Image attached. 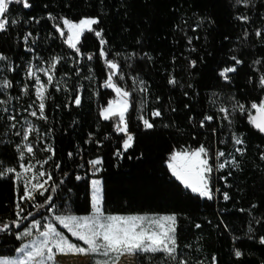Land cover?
<instances>
[{
  "label": "trees",
  "instance_id": "trees-1",
  "mask_svg": "<svg viewBox=\"0 0 264 264\" xmlns=\"http://www.w3.org/2000/svg\"><path fill=\"white\" fill-rule=\"evenodd\" d=\"M27 3L30 7L22 0L9 5L8 24L0 32V55L6 57L0 60V171L5 173L0 177V257L15 256L29 241L21 234L33 221L40 222L36 232L66 210L91 214L93 179L101 181L105 213L119 216L138 214L139 187L148 180L152 214L176 217V253L175 259L133 253L135 264H264V133L250 122L251 105L264 100V0ZM84 18L99 22L83 33L77 52L65 42L67 30L61 37L60 29L64 19ZM56 59L49 82L41 69H50ZM109 61L118 68L110 69ZM226 68H235L227 79L220 75ZM109 75L112 84L131 93L126 120L133 141L127 150L117 119L101 115L115 97L106 86ZM36 77L46 88V118L39 112ZM4 81L11 87H3ZM156 111L159 116L152 115ZM140 116L153 127L146 129ZM237 138L243 143L236 144ZM200 146L212 167L211 199L185 188L168 167L174 152ZM97 159L102 163L91 174L87 166ZM219 163L225 167L219 169ZM21 165L33 168L24 173ZM25 181L32 200L21 199ZM33 184L44 188L33 190ZM74 255L88 256L86 264H117L123 256L114 262L112 256Z\"/></svg>",
  "mask_w": 264,
  "mask_h": 264
},
{
  "label": "snow or ice",
  "instance_id": "snow-or-ice-1",
  "mask_svg": "<svg viewBox=\"0 0 264 264\" xmlns=\"http://www.w3.org/2000/svg\"><path fill=\"white\" fill-rule=\"evenodd\" d=\"M19 3L20 0H0V32L6 30V25L8 20L5 18V14L8 12L9 5L12 3ZM23 5L25 8L30 7L27 3V0H23ZM243 20H247V17H241ZM14 22V21H13ZM99 21L94 18H84L79 22H73L68 19L63 20L64 28L60 29L61 37L65 36V29L67 30V36L65 42L72 49H75L79 52L77 47L81 36L85 31H93L92 26L97 24ZM260 33L258 32L257 35ZM31 35V34H29ZM96 36H100V32H95ZM103 44L104 41H101ZM101 55H104L101 52ZM92 57L89 56L90 60ZM6 59L3 55H0V60ZM235 59V57H233ZM58 59L54 60L51 64L50 69H41L44 71L48 77V81H52V75L49 74L52 70L55 69ZM240 63V61H236ZM194 64V62H193ZM108 67L110 69H117L118 65L109 61ZM235 71V68H226L220 75L227 79V73ZM29 75H33L29 71ZM39 80V77H36ZM170 83H175V81H170ZM261 86H264V76L260 78ZM107 87L114 88L116 92L117 99L109 102L108 106L103 109L101 115L104 120H109L116 118V131L122 132L127 135V139L124 141V149L132 146L133 136L128 134V125L126 120V113L130 108L129 97L131 93L123 90L122 88L111 83V75L108 77ZM3 87H11L10 82L4 81ZM45 85L43 83L39 84L36 87V96L39 98V112L41 118L44 117L45 109ZM75 103L78 105L80 103V98L77 96ZM252 109H255L258 113L257 116L250 117V122L260 131L264 132V100L260 104L253 103L251 105ZM241 111L244 110L243 105L240 106ZM221 112L227 113V109H220ZM32 116H36L37 113L34 111L31 113ZM153 116H159V111L153 112ZM15 119V117H11ZM139 119L143 122V125L146 129H150L153 125L149 120L145 119L143 116H140ZM206 120H211L212 117H206ZM227 119V115H225ZM203 126V121L201 122ZM29 132L32 131L31 128L28 129ZM236 144H242L241 139L235 140ZM29 153L33 152L31 146L27 147ZM237 151H240L238 148ZM207 149L203 146H200L198 149L191 152L177 151L174 152L168 163V167L172 172V175L180 180L185 188L191 189L193 193H198L201 197H206L208 199L212 198L211 188L209 186V173L212 172V167L209 164L207 158ZM224 156L223 152L218 153V157ZM21 159H23V153H21ZM46 163V161H45ZM90 163L95 166L102 163L101 160H93ZM24 173H28L32 170L33 166L21 165ZM225 167L224 163H219L218 168L223 169ZM7 172H15V169H8ZM5 173L0 171V177L4 176ZM20 173H17V178L20 177ZM39 176L43 177L44 172H39ZM37 176L34 174L32 179H36ZM49 178H51L49 176ZM79 179V177H77ZM30 181H25V195L21 199L32 200L34 197L31 195V192L28 189V184ZM47 183V181H45ZM93 193H92V203L91 208L92 212L87 216H75V215H66V216H56V221L70 233L72 237L76 240L82 242L81 244L73 243L69 240L68 236H65L63 233L58 231L56 225L49 223L47 229L40 233L45 239L42 240L38 245L34 246V250L27 251L25 261H22L21 264H29V262L35 261L36 264H47L49 261H54L55 254L53 249L60 254H99L105 257L112 256L115 260L125 253H163L166 256L175 259L176 253V238H175V216H162L156 219H150L146 216H119V215H107L103 209V199H102V186L101 181L95 180L92 181ZM44 188L43 184H33L32 189L38 190ZM47 191V189H45ZM43 195V192L40 193ZM224 199L227 200L228 196L225 193ZM49 202L51 197L48 198ZM19 215V213H17ZM16 223V226L19 227V223ZM39 221H33L34 227H39ZM7 227V226H5ZM199 227V226H197ZM3 230V229H0ZM31 235V230H27L21 234ZM261 243H264V238H261ZM28 245H25V251L28 249ZM237 256H240L239 251L236 252ZM40 258L37 260V258ZM96 264H108V261H97ZM180 264H185L181 261Z\"/></svg>",
  "mask_w": 264,
  "mask_h": 264
},
{
  "label": "rangeland",
  "instance_id": "rangeland-1",
  "mask_svg": "<svg viewBox=\"0 0 264 264\" xmlns=\"http://www.w3.org/2000/svg\"><path fill=\"white\" fill-rule=\"evenodd\" d=\"M41 83H43V82L42 81L39 82V80H38L37 86L39 84H41ZM115 99H117L116 92H115V97H114L113 100H115ZM257 115H258V113L255 110V112L252 114L251 117L257 116ZM262 133H264V132H262ZM95 180H98V179H93L92 181H95ZM178 181H180V180H178ZM148 183H149V181L147 180V181H144L142 183V185L140 184V187H139L140 211L138 212V214H136L134 216H146V217H149L150 219H156V218H159V217H162V216H174V215H164V214H161V215L152 214L154 212V199H153L154 193H153L152 189H150ZM181 184L184 186V184L182 182H181ZM187 189H189V188H187ZM189 190L191 191V189H189ZM91 192L93 193L92 184H91ZM102 199H103V189H102ZM66 215H73V214L69 210H66L65 212H62L61 214H57V216H66ZM85 216H87V215H85ZM53 224L56 225L58 231L63 233L65 236H68L69 240H71L73 243L78 244L75 241L76 239L74 237H72L70 235V233H68V231L66 229H64L59 224L58 221H56V219H55V223H53ZM29 229L31 230V235H24V236L29 237V241L24 243L20 247V249L17 251L15 256H13V257H0V264H21V262L25 261V259H26L27 251L34 250V246L38 245L42 240L45 239L43 236L40 235V233L43 232V231H39L38 230V231L34 232V226H32V228L31 227L27 228L25 231H27ZM25 231H23L22 233H24ZM25 245L29 246L28 249H26L25 251H21V249L25 248ZM53 253L55 254L54 261L56 260V261L60 262L61 264H86L88 259H89L88 256H80V255H74V254L73 255L72 254H67V255L60 254V253H57L55 249H53ZM39 259L40 258L38 257L37 260H39ZM54 261H49V262H47V264H54ZM29 264H36V262L32 261V262H29ZM117 264H135V256H134V254L133 253H126L124 256H122V260L120 262H118Z\"/></svg>",
  "mask_w": 264,
  "mask_h": 264
},
{
  "label": "built area",
  "instance_id": "built-area-1",
  "mask_svg": "<svg viewBox=\"0 0 264 264\" xmlns=\"http://www.w3.org/2000/svg\"><path fill=\"white\" fill-rule=\"evenodd\" d=\"M22 1H23V0H22ZM27 38H28V36L25 35V40H26ZM28 51H31V49L29 48ZM87 168H88V171H89L91 174H95V173H96V165L93 166V165L89 162Z\"/></svg>",
  "mask_w": 264,
  "mask_h": 264
},
{
  "label": "crops",
  "instance_id": "crops-1",
  "mask_svg": "<svg viewBox=\"0 0 264 264\" xmlns=\"http://www.w3.org/2000/svg\"><path fill=\"white\" fill-rule=\"evenodd\" d=\"M123 256H124V255H123ZM121 260H122V258H121ZM121 260H120V261H121ZM120 261H119V262H120Z\"/></svg>",
  "mask_w": 264,
  "mask_h": 264
}]
</instances>
